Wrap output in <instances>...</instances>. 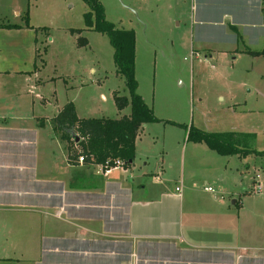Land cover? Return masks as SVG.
<instances>
[{
  "label": "crops",
  "instance_id": "crops-1",
  "mask_svg": "<svg viewBox=\"0 0 264 264\" xmlns=\"http://www.w3.org/2000/svg\"><path fill=\"white\" fill-rule=\"evenodd\" d=\"M263 9L264 0H191L192 55L225 51L206 41L221 28L242 45L230 52L259 51ZM254 30L259 50L244 43ZM23 69L0 63V264H264V192L240 161L256 154L189 142L167 169L163 152L106 172L77 163L53 129L59 108Z\"/></svg>",
  "mask_w": 264,
  "mask_h": 264
},
{
  "label": "rangeland",
  "instance_id": "rangeland-1",
  "mask_svg": "<svg viewBox=\"0 0 264 264\" xmlns=\"http://www.w3.org/2000/svg\"><path fill=\"white\" fill-rule=\"evenodd\" d=\"M98 1L107 21L134 32L137 93L161 120L146 123L136 138L141 164L163 152L167 169L189 143V127L234 132L236 146L264 151V58L230 52L242 45L225 28L221 37H206L225 51L192 55L191 0ZM88 13L83 0H0V63L35 74L40 93L60 111L69 103L77 118L118 119L129 114L130 93L116 72L108 37L95 29L94 16L87 23ZM251 18L257 21L256 14ZM260 36L251 31L245 45L259 50ZM116 96L127 104L117 108ZM71 148L72 154L80 150ZM240 161L264 192V154Z\"/></svg>",
  "mask_w": 264,
  "mask_h": 264
},
{
  "label": "trees",
  "instance_id": "trees-1",
  "mask_svg": "<svg viewBox=\"0 0 264 264\" xmlns=\"http://www.w3.org/2000/svg\"><path fill=\"white\" fill-rule=\"evenodd\" d=\"M89 7L86 20L90 24L92 16L95 17V29L105 34L113 48V62L116 72L125 82L130 93V113L118 119L109 118H77L71 104H66L61 111L51 119L53 129L57 131L60 140L68 144L69 151L72 145H79L78 155L83 156L84 165L96 164L102 167L117 166L129 167L135 157V139L139 128L146 123L161 121L155 116L153 110L144 102L137 93V80L134 74L135 35L132 30L116 28L107 21L104 8L98 0H83ZM264 21V9H263ZM252 57L264 58V46L259 51H247ZM117 108L127 104L124 97H115ZM176 125L171 121H165ZM79 137L74 142L71 133ZM76 135V134H75ZM229 133H209L198 128L189 127L187 130V141L194 143H205L208 148L219 155H262L264 151L239 148L232 140ZM77 155V156H78ZM78 163V161L76 160Z\"/></svg>",
  "mask_w": 264,
  "mask_h": 264
},
{
  "label": "built area",
  "instance_id": "built-area-1",
  "mask_svg": "<svg viewBox=\"0 0 264 264\" xmlns=\"http://www.w3.org/2000/svg\"><path fill=\"white\" fill-rule=\"evenodd\" d=\"M77 161H78V163L82 164L83 163V156L82 155H78L77 156ZM119 166H120V164L117 163V166H115V167H119ZM101 168L106 172V171L110 170L113 167L105 165L103 167L101 166ZM203 189H204V191H207V192H213L214 191V189L211 186H205V187H203ZM178 190H179V188H176V191H178Z\"/></svg>",
  "mask_w": 264,
  "mask_h": 264
},
{
  "label": "water",
  "instance_id": "water-1",
  "mask_svg": "<svg viewBox=\"0 0 264 264\" xmlns=\"http://www.w3.org/2000/svg\"><path fill=\"white\" fill-rule=\"evenodd\" d=\"M71 136L75 143L78 142L79 137L77 135L71 133Z\"/></svg>",
  "mask_w": 264,
  "mask_h": 264
}]
</instances>
